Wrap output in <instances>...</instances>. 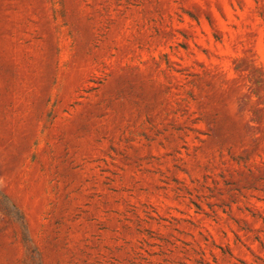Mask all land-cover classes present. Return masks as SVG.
<instances>
[{
	"label": "rangeland",
	"instance_id": "obj_1",
	"mask_svg": "<svg viewBox=\"0 0 264 264\" xmlns=\"http://www.w3.org/2000/svg\"><path fill=\"white\" fill-rule=\"evenodd\" d=\"M0 264H264V0H0Z\"/></svg>",
	"mask_w": 264,
	"mask_h": 264
}]
</instances>
